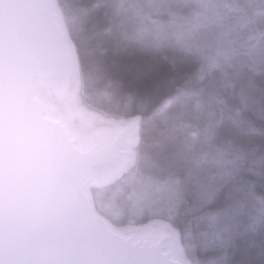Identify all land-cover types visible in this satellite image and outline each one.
<instances>
[{"label":"trees","instance_id":"trees-1","mask_svg":"<svg viewBox=\"0 0 264 264\" xmlns=\"http://www.w3.org/2000/svg\"><path fill=\"white\" fill-rule=\"evenodd\" d=\"M57 1L79 57L83 104L106 117L140 119L135 166L116 183L93 189L98 210L104 213L110 202L116 212L107 217L118 227L161 219L177 230L180 187L191 184L209 219L181 217L178 233L189 262L264 264V107L247 97L236 102L214 136L223 148L233 149L238 163L201 176L198 163H189L178 147L186 130H196L186 114L193 69L154 54L142 34L130 39L126 23H115L117 13L136 0ZM252 84L264 88V76L255 75ZM131 179L137 182L123 187ZM145 186L150 202L134 206L136 196L143 198L136 192ZM239 216L242 226L236 224ZM192 239L196 246L189 252Z\"/></svg>","mask_w":264,"mask_h":264},{"label":"clouds","instance_id":"clouds-1","mask_svg":"<svg viewBox=\"0 0 264 264\" xmlns=\"http://www.w3.org/2000/svg\"><path fill=\"white\" fill-rule=\"evenodd\" d=\"M23 3L0 0V15ZM114 20L117 25L126 23L130 39L142 34L154 54L172 56L193 69L186 114L196 130H186L178 145L188 162L198 163L201 176L226 165L235 167L233 149L217 143L214 129L231 117L243 97L264 107V88L257 90L252 84L255 75L264 76V0H136ZM43 86L42 80L34 85L30 92L34 101ZM48 114L33 103L27 141L6 125L0 130V264H53L36 254L48 238H70L95 227L85 178L89 157L48 122ZM28 143L39 152L35 179L25 186L18 178L17 161ZM201 154L206 155L203 161L198 159ZM45 159L60 162L59 180L45 179ZM180 191L178 232L185 214L209 219V210L191 184ZM243 223V217H237L236 224ZM195 246L192 239L186 250L193 252Z\"/></svg>","mask_w":264,"mask_h":264},{"label":"water","instance_id":"water-1","mask_svg":"<svg viewBox=\"0 0 264 264\" xmlns=\"http://www.w3.org/2000/svg\"><path fill=\"white\" fill-rule=\"evenodd\" d=\"M56 1L24 0L20 8H9L0 15V130L6 125L26 141L31 132L33 103H39L47 110L40 98L33 100L31 90L40 80H61L69 64L67 37L56 11ZM46 119L76 145L61 122ZM129 131V127L123 129L112 142L101 141L86 150L78 147L89 157L85 172L88 188L95 171L119 165L125 155ZM38 152L31 143L19 152L18 178L22 185H29L35 179ZM59 167V161L45 159V179L59 180ZM88 188L87 198L95 227L70 238L50 237L36 254L53 264H185L174 259L166 246H162L161 242L169 239L168 236L155 242L135 241L114 231L95 211Z\"/></svg>","mask_w":264,"mask_h":264},{"label":"rangeland","instance_id":"rangeland-1","mask_svg":"<svg viewBox=\"0 0 264 264\" xmlns=\"http://www.w3.org/2000/svg\"><path fill=\"white\" fill-rule=\"evenodd\" d=\"M56 11L60 16L59 19L67 37L69 64L61 80L52 82L42 80L44 86L38 89L37 97L45 103L49 113L47 117L61 122L70 138L76 141L77 147L84 150L98 145L101 141L112 142L120 131L128 127L130 128L125 155L119 162V165L115 168L110 167L105 170H97L94 173V179L89 185L88 194L92 200L95 211L101 215L111 227L119 231L118 234L127 238L131 237L135 241L147 240L149 242H155L162 236H168L172 242L166 246V251L178 261L187 259L180 241L179 233L169 222L161 219H154L142 225L118 227L107 217V213L116 212L110 211V202L109 205L103 206L104 211L102 212L104 213L98 210L93 189L100 190L116 183L135 166L137 160V147L140 140V119L138 117L128 119L106 117L90 110L83 104L80 95L81 76L79 57L68 32V27L58 1H56ZM135 182H137L136 179L127 180L123 187H132ZM148 190L149 188L146 186L145 188L139 189L136 193L139 196H143V198L139 200L138 196H136V201L132 204L134 206L135 204L145 205V202H150ZM132 195L134 196L133 192Z\"/></svg>","mask_w":264,"mask_h":264},{"label":"bare ground","instance_id":"bare-ground-1","mask_svg":"<svg viewBox=\"0 0 264 264\" xmlns=\"http://www.w3.org/2000/svg\"><path fill=\"white\" fill-rule=\"evenodd\" d=\"M112 229L114 230V231H116L117 233H119V231H117L114 227H112ZM183 263H185V264H189V262L187 261V259H182L181 260Z\"/></svg>","mask_w":264,"mask_h":264}]
</instances>
